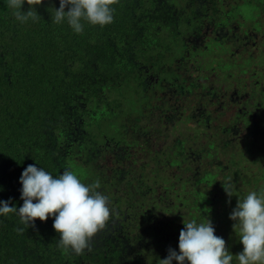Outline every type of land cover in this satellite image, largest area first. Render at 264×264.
<instances>
[{"label": "trees", "instance_id": "trees-1", "mask_svg": "<svg viewBox=\"0 0 264 264\" xmlns=\"http://www.w3.org/2000/svg\"><path fill=\"white\" fill-rule=\"evenodd\" d=\"M241 5L260 13L246 21ZM52 7L59 0H44L41 18L21 24L0 0V200L22 206L20 177L34 164L98 179L113 215L81 255L58 247L54 217L18 234L19 217L0 216V264H158L179 253L192 219L230 243L234 230L216 227L247 195L250 168L264 181L252 148H264V0H118L113 23L82 34L51 22ZM209 24L224 38L206 36ZM202 53V74L185 77ZM146 71L159 77L154 93ZM127 88L138 101L124 119Z\"/></svg>", "mask_w": 264, "mask_h": 264}, {"label": "clouds", "instance_id": "clouds-1", "mask_svg": "<svg viewBox=\"0 0 264 264\" xmlns=\"http://www.w3.org/2000/svg\"><path fill=\"white\" fill-rule=\"evenodd\" d=\"M25 2L29 6L27 11L22 10ZM43 2L7 0V7L18 22L25 24L41 18L36 7ZM117 3L118 0H59V8H51V22L59 25L66 21L74 33L82 34L84 23L100 27L113 23V5ZM19 182L22 206L17 208L10 206L11 200H0V216L15 214L24 225L16 229L18 234L26 228H34L37 219L46 222L49 217H54L53 228L59 234L58 247L81 255L112 218L111 201L98 191L101 188L98 179L86 184L70 169L54 176L44 168L30 164L22 172ZM222 186L229 198L235 195L231 178ZM229 218L235 221L233 230L243 245L242 252L232 255L228 251L229 245L215 235L210 219L199 223L196 219L184 220L185 227L179 233V253L169 249L167 258L160 259L158 264H173V261L177 264H264V189L238 197Z\"/></svg>", "mask_w": 264, "mask_h": 264}, {"label": "rangeland", "instance_id": "rangeland-1", "mask_svg": "<svg viewBox=\"0 0 264 264\" xmlns=\"http://www.w3.org/2000/svg\"><path fill=\"white\" fill-rule=\"evenodd\" d=\"M239 10H240V13L242 15H244V18H245L246 21H250L252 19V17H256V15L258 13H260V10L258 8H256V7H254L253 5H241V7H239ZM209 26L210 27H208L207 29L204 28V33L206 34V36H210V37H213V38L214 37L224 38L226 28L223 25H219L218 27L217 26L214 27L215 25L209 24ZM184 29H186V27L185 26H181V31H184ZM224 40L226 42H229V40H227V39H224ZM198 44H200V43L198 42ZM203 44H204V42H201V45H203ZM203 53L201 55H198V59H197V62H196L197 66L195 67V69L192 68V71L189 73L190 75H187L188 72L184 71V74L186 75L185 77L189 76L190 79H193V78H196V76H199L200 74H202V73H200V68L202 66H204L205 63H206V62H204L205 59H206V54H203ZM192 73H194V74H192ZM144 77H146L144 79V81L146 83H148V88H146V89L148 91H150L149 93H152V92L154 93V89H156V84L159 85V82H158V78L159 77L157 75H155L154 73H152V72L149 73V71H146L144 73ZM210 83H213V81L212 82L207 81V84H210ZM218 83H225V80L219 81ZM113 95L114 94H112L111 96H113ZM122 97H123V100L121 102V105L118 108H116V111L121 115L122 118L127 119L126 117L129 114L134 115L133 114L134 104H135V102L138 101V99H137V96L133 93V91L129 90V88L123 90ZM165 98L168 99V97H165ZM182 129L183 128L181 127V130ZM183 132H187V130L185 129ZM172 135L173 134H171L170 137H168V138L165 137V141H167L166 139H171ZM243 136L244 135L242 134L241 138ZM261 136L262 135H260V134L257 135V137H261ZM108 140H109V138H108ZM242 144L245 145L243 142H242ZM262 146H263V144L258 142L257 145L254 144V146L252 148L259 150L257 152L262 153L264 155V148H262ZM102 147H104V145H100L99 146L100 149ZM245 164L249 166L248 162H245ZM250 165H251V163H250ZM263 165H264V161H263ZM250 169H251V176L250 177H252L251 178L252 179L251 182L247 183V184L242 183L240 185V186H242L241 187V191H246L247 194L249 192H251V191L264 189L263 188L264 181L259 180V178H260L259 173L260 172L258 173V171H256L255 169H252V168H250ZM246 192L243 193L244 196L246 195ZM236 200H238V198H236ZM229 208L231 210L234 209V207L232 205H230ZM229 217H230V215L226 218V222L225 223H221L220 226H218L216 228L217 229H225V231H229V230L233 231V224L235 223V221H232ZM231 235L232 236L230 238L232 239V241H230V243H229L228 238L223 236V239L226 241V245H229L227 247L228 251L230 253H233L234 251L238 252V253L242 252L243 251V247L242 246H241V249L239 251L237 249L233 248L234 245H235L234 242H235L236 235H235V233L231 234ZM233 235H235V236H233Z\"/></svg>", "mask_w": 264, "mask_h": 264}]
</instances>
